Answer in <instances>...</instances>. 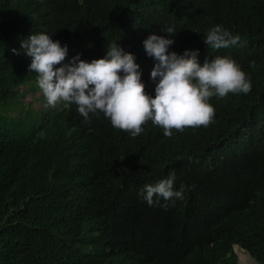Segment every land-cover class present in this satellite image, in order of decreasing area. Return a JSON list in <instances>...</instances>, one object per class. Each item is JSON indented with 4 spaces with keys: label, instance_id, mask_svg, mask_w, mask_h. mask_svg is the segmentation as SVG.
Masks as SVG:
<instances>
[{
    "label": "trees",
    "instance_id": "trees-1",
    "mask_svg": "<svg viewBox=\"0 0 264 264\" xmlns=\"http://www.w3.org/2000/svg\"><path fill=\"white\" fill-rule=\"evenodd\" d=\"M217 25L238 43L208 47ZM31 34L67 46L56 67L103 59L117 44L153 98L157 61L143 46L153 34L174 40L169 53L198 50L201 66L233 58L252 87L211 97L212 122L186 127L173 151L175 129L165 137L148 121L132 137L99 110L86 122L75 103L42 108L28 124L6 111L37 81L21 48ZM187 169L217 195L201 226L185 227L172 199L149 206L141 194ZM239 231L259 244L264 264V0H0V264H203L188 259L199 253L237 264L224 243Z\"/></svg>",
    "mask_w": 264,
    "mask_h": 264
},
{
    "label": "clouds",
    "instance_id": "clouds-1",
    "mask_svg": "<svg viewBox=\"0 0 264 264\" xmlns=\"http://www.w3.org/2000/svg\"><path fill=\"white\" fill-rule=\"evenodd\" d=\"M165 31L171 34L174 29L168 27ZM239 40V35L233 36L217 25L208 31L203 42L210 48L221 49ZM173 43V39L155 34L143 41L147 55L157 61L151 72V79L158 80L154 98L145 92L135 57L117 44L107 48L103 59L89 63L76 56L60 67L56 66L65 61L68 48L61 46L59 41L54 42L48 34L29 35L21 42V48L31 57L29 71L37 73L38 86L49 106L56 107L63 101L58 106L61 109L65 102L75 103L86 122L90 113L99 110L114 128L132 137L139 136L148 121L161 127L165 137H171L175 129L171 143L173 151L183 141L182 135L177 134L186 127H206L212 122L215 109L209 103L211 97L223 98L229 92L248 94L252 87L251 80L233 58L217 56L211 61L206 59L201 66L198 50H186L183 55L169 53ZM13 54L19 53L13 49ZM204 148V144L200 150L195 147L194 152L199 153ZM141 194L149 206L154 204V198L172 199V206L183 211L179 214L185 227L205 224L210 203L217 196L213 186L202 182L195 169L178 172L177 179L172 172L156 185H146ZM220 201L224 202L221 198ZM244 232L239 231L231 242L224 243L225 251L237 264L243 255L260 264L259 244ZM188 259L203 264H214L217 260L214 255L202 253Z\"/></svg>",
    "mask_w": 264,
    "mask_h": 264
},
{
    "label": "rangeland",
    "instance_id": "rangeland-1",
    "mask_svg": "<svg viewBox=\"0 0 264 264\" xmlns=\"http://www.w3.org/2000/svg\"><path fill=\"white\" fill-rule=\"evenodd\" d=\"M34 87L37 88L36 91L31 90ZM24 89H26L24 97L10 102L6 115L13 119L30 124L35 113L41 108L51 109L53 107L47 104V100L43 96L37 81L34 84L26 86ZM62 103L63 101L58 102L56 107ZM242 257V260L239 259V264H256L248 257H245L244 255Z\"/></svg>",
    "mask_w": 264,
    "mask_h": 264
}]
</instances>
